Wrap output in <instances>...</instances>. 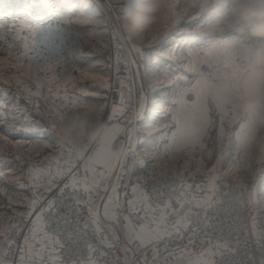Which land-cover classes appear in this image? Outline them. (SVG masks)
Returning <instances> with one entry per match:
<instances>
[{
    "label": "rangeland",
    "instance_id": "obj_1",
    "mask_svg": "<svg viewBox=\"0 0 264 264\" xmlns=\"http://www.w3.org/2000/svg\"><path fill=\"white\" fill-rule=\"evenodd\" d=\"M121 6V0H0V60L4 61L0 64V108L2 112L10 113L0 124V189H3L0 191V215L3 216L0 228L6 225L5 221L9 224L24 219L29 211L34 189L29 170L21 169L23 163L42 166L46 173L42 184L47 183L50 176H56L58 170L64 173L68 171L66 151L58 162L52 159L58 156L62 146L50 123L54 116L50 108L58 105L57 95L65 92L66 88V92L78 94L77 106L97 108L102 118L109 109L111 115L113 102L108 105V95L112 99L120 87L124 89L125 83L144 76L148 71L147 64L140 60L138 64L136 57L147 55L150 58L156 50L163 58L166 55L162 53L168 50L173 40L181 39L179 31L185 33L190 30L181 40L187 42L192 40L191 34L198 27L194 23L197 16H184L167 31L161 30L158 34L153 32L144 42L134 43L120 27ZM205 23L206 18L202 24ZM29 28L37 30L34 40L27 31ZM153 35L156 36L155 40ZM133 45L140 47L142 54L133 51ZM114 54L129 63L132 70L130 79H112ZM161 70L166 75L176 74L167 66L158 67L154 74L162 76ZM17 78L28 84L33 93L38 92V95L29 97L17 86ZM37 83L40 84L39 89ZM131 110L126 109L124 112L129 113ZM208 117L212 123L204 138L205 151L201 154L197 150L195 156V160H202L199 171H196L194 162L185 165L187 149H183L180 151L183 156L174 163L152 164L153 170L149 172L183 178L193 185L190 195L200 199L210 194L206 191L208 175L215 167V184L220 180L235 181L236 178H242L248 182L249 199L250 194H254L251 195V205L261 201L264 198V168L257 163L255 155L249 154L243 159L238 156L234 130L239 120L230 125L225 121L223 146L218 147L219 131H214V121L220 117ZM26 121L32 124L27 130ZM222 151L226 153L223 157ZM240 155L243 156V153ZM217 160H220L219 164ZM83 166L80 159L73 169L79 171ZM136 167L132 165L130 185ZM60 177H56L54 182ZM140 179L143 181L144 175ZM196 185L202 187L197 188ZM3 238L0 237V240Z\"/></svg>",
    "mask_w": 264,
    "mask_h": 264
},
{
    "label": "snow or ice",
    "instance_id": "obj_2",
    "mask_svg": "<svg viewBox=\"0 0 264 264\" xmlns=\"http://www.w3.org/2000/svg\"><path fill=\"white\" fill-rule=\"evenodd\" d=\"M189 17H195V15H190ZM203 18V16H201ZM181 18L174 10H170L168 14L165 15L162 25L154 31V33H159L161 30L167 31L168 28L176 23ZM194 23L198 25L196 31L191 34V39L194 43L202 44L201 47L193 48L189 47L187 55L183 59L187 60L185 67L188 71L194 73V80H188L186 77H177L176 79H183V86L175 85L173 91L170 95L171 107L165 108L164 119L167 120V123L163 124L165 128H172V135L169 138V143L165 145V151H174L177 144V139H185V147L187 149L185 165L194 162L196 166V171L200 170L202 160H195L197 150L202 154L205 151L204 138L208 135L209 128L212 121L208 117L209 100L215 106V110L220 117V128H219V141L221 146H223V140L225 135V121L230 125L234 121L239 120L240 131L235 133V147L238 156L243 159L249 155V141L255 135V130L253 125L250 123L251 118L242 117L240 114L235 112L227 96L224 94V87L228 80L235 76L240 70V66L237 65L234 60L221 56L215 53L214 41L217 39L213 35H205L203 30V24L198 20H194ZM27 31L33 37V40L36 35V29L29 28ZM153 39H156V36L153 35ZM132 50L138 54H142L141 48L133 45ZM167 55L171 59H181L176 57L175 50L169 49L166 52L162 53ZM4 61L0 60V64H3ZM197 64H206L213 71L209 74L198 71ZM15 66V65H14ZM67 70L61 74V78L66 74ZM162 75H166L164 70H161ZM71 77L69 80L71 81ZM123 84V81H121ZM157 83L163 84L164 80H158ZM17 86L27 93L29 97L38 95L33 93L31 87L25 82L17 78ZM72 86H75L74 84ZM37 89L40 88V84L37 83ZM51 90V89H50ZM189 94L195 98L191 100L188 99ZM59 99V95H57ZM64 103L61 105H54L50 108V113H54V116L51 123V128H55V121L57 119L63 118L62 109L68 108V98L65 88ZM75 106L74 104L72 105ZM39 106H37L38 109ZM125 111V102L123 96L121 97L120 107H113L112 113L109 116V120H112L117 117V114H123ZM146 117V97L141 95L138 100V107L133 110L132 119H143ZM161 126L160 123L156 125L157 128ZM31 122H25L26 130L31 128ZM117 134L125 133L128 135L127 147L123 148L125 153L132 152L135 159L134 164L139 163L143 164V159L135 155L133 141L131 135L128 133V130L123 127L121 124L113 125ZM88 146L82 148H71L61 146L58 156L52 157L53 160H57L59 157H64L65 151L67 152V158L65 159V164L68 165V172L72 173L71 179L64 184V187L60 189V196L52 200H48L45 206L39 208L38 213L36 214V219L32 221V227L29 229L30 236L25 237V247L21 250V256L18 264H65V262L59 259L58 253L56 252V246L63 247L61 241L56 239V236L60 234L61 227L64 225L75 224L76 227L71 233L67 235V240L77 247L83 244L89 252V256L86 261H76L74 264H97V260L93 258L92 253L95 251V246L91 245L90 242L86 239L87 231L91 228L93 234H100L99 228V212L101 205L96 203V200L93 196L94 192L101 187V182L107 178L106 174H111L112 165L104 166L105 172L96 173L95 168L92 169L93 179L89 181L88 176L86 175L82 179L79 178L78 173L72 172L73 168L76 167V162L82 159L83 154L89 151ZM97 153L100 149H94ZM243 153V156L240 154ZM226 153L221 152V157ZM220 163V160H217V164ZM262 168H264V153L260 155L257 159ZM239 167V165H237ZM248 167H251L248 164ZM86 169V168H85ZM87 170V169H86ZM44 169L40 165L29 166V175L33 180L32 187L33 199L29 202L28 208L29 211L26 215H31L36 211L37 205L39 204V195L37 194L36 189H39L42 186ZM64 172L58 170L56 176H50L45 186V190H50L53 185L56 177L63 176ZM98 176V178H96ZM217 179V169L213 167L211 173L208 175V183L206 191L210 194L205 195L203 198L197 199L196 197H191L192 184L187 183L181 179V189L182 191L176 197V205L179 206L177 209L173 203L171 195L168 199H162L160 202L153 204L151 198L146 194L140 191V185H135L132 187V198L127 199L124 202H121V199L117 193L116 186L113 185L111 189V195H108L106 200H104L102 208L103 215L109 220H119L124 212H127L128 215H123L122 219L124 221L123 228L125 231V236L128 241L135 242L138 241L137 247H144L147 244L152 243L153 241L160 240L165 235H170L172 230L181 231L184 229H189L192 233V236L189 238L190 243L193 238H198L203 234L207 237L208 232L206 229L213 227L209 223L213 217L207 215V210L213 208L214 204L217 201L214 199L216 195V184ZM239 179V178H238ZM197 188H201V185H196ZM72 189L71 192H66V189ZM78 189H82L83 193L87 195V199H84L78 192ZM105 192H107V187H105ZM3 191V189H0ZM127 195V194H125ZM158 195L163 196L162 193ZM250 194V201L251 202ZM65 198L70 202L65 203ZM103 199V198H101ZM261 204H264V198L260 201ZM125 204L127 207H125ZM193 206L205 212L203 217L200 216L199 212H193ZM86 208L87 215L82 216L83 209ZM187 208V211H183ZM143 211L144 216L137 217V222H133L132 214L139 213ZM158 213V215H157ZM75 217V220L72 218ZM174 217L171 221V226L169 227V218ZM48 223H55V229L52 231L55 233L50 234L49 231L45 230V221ZM3 221V216L0 215V222ZM82 221V224H81ZM192 223L194 227L189 228V223ZM154 225V227H153ZM18 228V225L14 223L9 224V229ZM256 228L255 218H253V229ZM0 237H4L0 240V264H7L4 256L7 254L4 249V245L7 244L9 247L13 243L11 238L5 235V232L0 228ZM116 238L113 237V240ZM103 243L111 247L107 238L102 240ZM39 243L40 247L37 248L35 245ZM203 243V240H201ZM209 247L202 250L200 253H191L181 250L180 255L186 258V264H216L212 259L213 256L217 254H222L224 252H231L232 249L228 241L223 243L217 240L213 243L209 240ZM257 243L260 245L262 252H264V230L260 231L257 234ZM47 253V258L45 254ZM170 254H176L175 252ZM158 257V252L154 250L153 260L151 264H156V259ZM127 264V261H125ZM143 264H150V262L145 257ZM264 264V261L261 262Z\"/></svg>",
    "mask_w": 264,
    "mask_h": 264
},
{
    "label": "clouds",
    "instance_id": "obj_3",
    "mask_svg": "<svg viewBox=\"0 0 264 264\" xmlns=\"http://www.w3.org/2000/svg\"><path fill=\"white\" fill-rule=\"evenodd\" d=\"M121 4L120 27L134 43L144 42L170 10L181 17L206 18L202 31L217 37L215 53L241 68L223 91L235 112L251 118L255 135L249 141V154L258 159L264 153V0H121ZM53 131L64 147H89L90 153L82 157L86 169L111 166L126 154L116 145L113 125L97 108L68 109L55 121Z\"/></svg>",
    "mask_w": 264,
    "mask_h": 264
},
{
    "label": "built area",
    "instance_id": "obj_4",
    "mask_svg": "<svg viewBox=\"0 0 264 264\" xmlns=\"http://www.w3.org/2000/svg\"><path fill=\"white\" fill-rule=\"evenodd\" d=\"M111 76L113 80H128L131 78V67L129 63L123 59L120 55H113ZM198 71L205 73L206 75L211 73L213 69H210L206 64H199ZM133 111L122 115L109 121L110 124L121 123L124 126L132 127L136 123V120L132 119ZM116 145L125 146V136L120 133L116 138ZM91 150L87 151V154ZM86 154V155H87ZM132 152H129L127 161L121 169V181H120V195L123 199H128L131 196L129 181L132 177ZM22 171H28L29 166L27 163L21 165ZM66 172V171H65ZM72 172L78 173L79 178L85 177L84 171L81 168L79 171L73 169ZM145 193L151 198L153 204L160 202L162 199L166 200L171 195L173 205L178 209L176 205V197L182 191L181 189V177L173 174H151L149 171L144 172ZM72 173L66 172L62 177L57 179L53 183L50 190H45L47 183H43L42 186L37 189L39 195V204L36 211L31 215L24 216V219H17L15 222H10L18 225V228L9 229L8 221L6 225L1 226L5 235L9 236L13 243L9 245L5 244L6 255L4 259L7 264H18L21 256V250L25 246V237L30 236L29 229L32 227V221L36 219V214L39 208L45 206L48 200L58 198L60 196V189L64 187V184L71 179ZM247 184L242 178H236V180H220L216 183V195L214 199L217 203L213 208L207 210V215L213 217L209 221L213 227L206 229L208 236L205 237L201 234L198 238H193L190 243L189 238L192 233L189 229L181 231L172 230L170 235L163 236L158 241H153L150 244L136 250L133 253L125 247V244L120 241L108 227L100 229V234H93L91 228L87 231L86 239L91 245L95 246V251L92 253L94 259L97 260V264H143L145 257L150 262L153 260L154 250L158 252L156 264H162L165 255L174 251H196L200 253L202 250L209 247V240L215 243L217 240L223 243L228 241L232 249L231 252H224L212 257L216 264H259L260 257L264 255L261 247L257 244L251 217V202L247 195ZM66 192H71L72 189H66ZM79 194L87 199V195L83 193L82 189H78ZM162 193L163 196L158 195ZM127 194V195H125ZM195 196H189V198ZM197 198V197H196ZM198 199V198H197ZM66 204L70 201L65 198ZM183 211H187L185 208ZM193 212H199L203 217L205 212L193 206ZM87 215L86 208L83 209L82 216ZM158 215V213H157ZM144 216V212L132 214L133 222H137V217ZM75 220V217L72 218ZM82 224V221H81ZM45 230L50 234H55L52 230L55 229V223H48L45 221ZM76 225H64L61 227L60 234L56 236V239L61 241L63 247L56 246V252L59 259L63 260L65 264H74L76 261H86L89 252L88 249L81 244L77 247L75 244L67 240V235L73 231ZM154 227V225H153ZM194 227L190 222L189 228ZM113 237L116 239L113 240ZM107 238L111 247L103 243L102 240ZM203 240V243H201ZM40 247L39 243L35 245ZM137 247V246H136ZM47 253L45 254V257Z\"/></svg>",
    "mask_w": 264,
    "mask_h": 264
},
{
    "label": "crops",
    "instance_id": "obj_5",
    "mask_svg": "<svg viewBox=\"0 0 264 264\" xmlns=\"http://www.w3.org/2000/svg\"><path fill=\"white\" fill-rule=\"evenodd\" d=\"M197 20L200 23H203L205 20V17L197 16ZM190 30H186L185 33H188ZM182 32V31H181ZM179 31V34L181 36V39L177 40L175 38L173 40V43L170 45L169 49L175 50L176 57H180L181 59H171L167 55L163 58L160 57L158 51H153V54H151V57H146L147 55H140V58L136 57V61L139 64L140 62L146 63V74L141 77H137L135 80L133 79L130 83H125L124 89L121 90V87L119 88V91L117 95H114L112 99L109 98V95L107 97V103L108 105L110 102H113V107H120L121 104V97L123 96L124 102H125V110L126 109H136L138 107V100L141 95H144L146 97V117L143 119H137L134 126H124L121 123L123 127H125L128 130V133L132 137L133 141V147L135 155L139 158L143 159L144 163L134 164V155L132 153V162L134 165H136V173L133 176V182L132 185H130V193L131 196L128 199L132 198V187L135 185H140V191L145 193V183L140 179L144 172L153 170L152 164H172L176 160H178L180 157L183 156L180 151H183V149H186L185 144L186 140L178 138L177 144L175 146L174 151H165V145L169 143V139L172 135V131L174 129L172 128H165L163 127L164 123H167L168 121L164 119L165 113L164 109L171 107V99L170 95L173 91V88L175 85L183 86L184 80L179 79L177 80V77H186L188 80H194V73L187 70L185 65L187 64V60L183 59L187 55V51L189 47L197 48L201 47L202 44L200 43H194L193 40L183 42V40L186 36L185 33H181ZM126 42V40H124ZM181 44V45H179ZM180 47V49H178ZM180 51V53H179ZM138 58V59H137ZM146 58V59H144ZM145 60V61H144ZM169 67V69H173V72H176V74L171 75H156L154 74L158 67ZM175 69H180L179 71H176ZM198 69V64H197ZM158 80H164L163 84L157 83ZM67 93L68 98V108L62 109V111H67L68 109L72 108L73 104L77 106L79 96L78 94L74 93ZM1 93L3 95V91L1 90ZM59 95V99L57 98L58 105L63 104L65 92L62 91ZM195 97L189 94L188 99L191 102ZM209 112L208 116H214L219 117L218 113L215 110V106L212 104V102L209 100L208 103ZM108 109V113L104 114L103 119H106V121H110L108 118L110 116ZM10 113H6L1 111L0 108V124H2L5 117L7 118ZM12 115V114H11ZM10 115V117H11ZM119 115V114H118ZM160 123L161 126L159 128L156 127V125ZM215 128L214 131H219L220 126V119H217L214 121ZM250 123L252 124V120H250ZM240 121H237L235 125L234 132H239ZM115 125V124H111ZM125 136V146L127 147V141H128V135L123 133ZM118 135V134H117ZM6 137H9L8 134H6ZM24 137V136H23ZM165 137L169 139H165ZM216 146V145H215ZM218 147H222L221 143L217 144ZM214 147V145H213ZM129 152L125 154V156L120 159L118 162L114 163L112 165V171L111 174L106 176L107 178L101 182V187L97 190V192L93 193V196L96 200V203L101 205L100 212H99V228L102 229L104 227H108L111 232L114 233V235L125 244V247L130 251V253L135 252L136 250H139L142 247H136L138 245V241L135 242H129L128 239L125 236V231L123 228L124 221L122 219L123 215H128L127 212H124L122 214H119L121 218L117 220H109L104 217L103 215V202L106 200L108 195H111V189L112 186L115 185L117 189V193L121 199V202H124L127 199H123V197L120 195V173H121V167L126 163L128 158ZM84 175L88 176L89 181L93 179V172L92 169H85L83 166ZM96 173L105 172V168L103 165H97L95 167ZM98 178V176L96 177ZM30 179V178H29ZM187 179V178H186ZM32 180V179H30ZM33 181V180H32ZM105 187H107V192H105ZM103 198V199H101ZM125 207L127 205L125 204ZM251 217H252V225H253V218H255L256 228L253 229L255 239L257 242V234L264 230V204H261L260 201L253 202L251 205ZM174 219V217L169 218V227L171 226V221ZM258 244V243H257ZM259 245V244H258ZM260 246V245H259ZM25 247V246H24ZM24 249V248H23ZM176 254H170L173 252H170L165 255V259L162 264H186V258L182 255H180V251H174ZM191 253H196V251H190ZM47 258V256L45 257ZM264 261V255L260 257L259 264Z\"/></svg>",
    "mask_w": 264,
    "mask_h": 264
},
{
    "label": "bare ground",
    "instance_id": "obj_6",
    "mask_svg": "<svg viewBox=\"0 0 264 264\" xmlns=\"http://www.w3.org/2000/svg\"><path fill=\"white\" fill-rule=\"evenodd\" d=\"M7 1V0H6ZM20 1V0H19ZM95 1V0H94ZM19 4V3H18ZM9 5H10V3H9ZM5 9H6V7H5ZM38 16V15H37ZM258 184V183H257ZM262 185V184H261Z\"/></svg>",
    "mask_w": 264,
    "mask_h": 264
}]
</instances>
